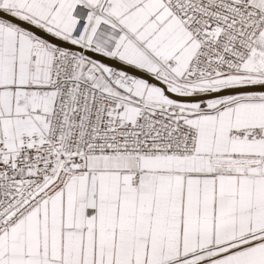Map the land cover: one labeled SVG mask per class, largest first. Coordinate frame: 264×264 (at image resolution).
Segmentation results:
<instances>
[{
	"label": "snow or ice",
	"instance_id": "6c2138e0",
	"mask_svg": "<svg viewBox=\"0 0 264 264\" xmlns=\"http://www.w3.org/2000/svg\"><path fill=\"white\" fill-rule=\"evenodd\" d=\"M0 264H264V0H0Z\"/></svg>",
	"mask_w": 264,
	"mask_h": 264
}]
</instances>
